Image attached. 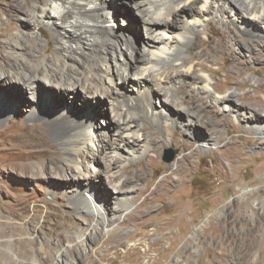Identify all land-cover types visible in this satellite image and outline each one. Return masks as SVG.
<instances>
[{"label": "bare ground", "instance_id": "6f19581e", "mask_svg": "<svg viewBox=\"0 0 264 264\" xmlns=\"http://www.w3.org/2000/svg\"><path fill=\"white\" fill-rule=\"evenodd\" d=\"M42 1L45 3L32 1L27 8L18 0L9 5L20 15L15 17L18 23L22 19L25 24H19L20 28L8 38L2 37L0 80L12 79L22 85L21 89L15 85L21 95L25 88L35 98L42 94L41 90L39 93L41 78L52 87L50 92L59 90L73 95L81 89L90 93L89 97L99 104L100 97L104 98L110 109L106 116L110 121L106 136L108 143L97 148L92 144L90 123L94 120L90 117L95 108L85 110L87 101L83 104V112L77 111L82 109L76 108L73 101L76 111L70 110L69 106L57 111L64 105L61 104L62 98L57 99L59 93L55 91L53 99H48L55 103L53 109L57 112L54 115V112L44 110V103L37 98L32 107L35 120H45L53 131V141L67 151L61 160L70 171L68 198L73 210L85 215V222L76 225L69 235L58 233L54 242L45 243L28 233L25 239H4L0 241L3 246L0 252L3 263L0 264H45L49 256H42L39 250L45 251L47 245L53 248L54 264H100L104 259L112 264L115 258L100 253L101 247L116 241L119 226L124 224L117 221V216L128 210L136 193H143L148 188L147 185L138 186L144 172L129 174L125 168L127 162L140 159L156 148L154 135L148 131L147 125L163 131L162 144L177 142L178 139H174L172 131H169V127H176L180 133L187 134L190 141L186 146L196 142L202 150H209L222 134L211 129L207 125L210 122L200 117L196 106H191L197 95L199 99L202 96L211 98L214 106L221 108L220 113H225L237 124H247L249 130L264 141V109L256 110L245 101L236 103L234 97L239 93L235 90L212 94L211 90L215 88L205 65L207 61L214 60L225 46L220 34L217 41L210 40L212 22L228 33L232 32L231 28L246 33L251 40L242 42L233 31L230 46L235 50L245 49L246 56L254 62L264 60L259 51L255 52V47L264 50V0H128V7L141 17L140 27L146 31L142 50L137 49L129 27L117 26L115 18L118 15L124 20L130 14L111 4L116 12L112 10L109 7L112 0ZM33 24L53 29V38H47L45 49H41L40 42L31 35ZM52 40L59 45L55 55L48 54L47 50ZM42 89L48 91L50 88ZM185 89L191 92L187 102L183 95ZM12 93L15 95V90ZM239 98L245 100L246 96L243 94ZM65 99L68 100L66 96ZM97 111L96 116L100 114ZM216 111L213 107L207 113ZM189 154L184 153L177 158L176 168L168 167L171 171L164 178L177 174L175 185L182 183L184 178L179 174L184 169L183 160L191 157ZM84 155L92 159L90 164ZM153 160L150 163L155 162ZM93 162L103 164V180L112 189L109 196L113 198L115 208L111 217L103 210L107 193L94 182L97 176ZM157 189L156 186L154 191ZM90 214L94 215L93 219H89ZM250 230L247 234L252 236ZM230 240L226 264H242V260L248 257L244 253L250 250L253 238L245 242L238 232ZM38 242L40 249L36 247ZM25 243L26 247L21 248L20 245ZM93 253L99 255V260H92ZM251 263L264 264V260L255 255Z\"/></svg>", "mask_w": 264, "mask_h": 264}, {"label": "rangeland", "instance_id": "374dc122", "mask_svg": "<svg viewBox=\"0 0 264 264\" xmlns=\"http://www.w3.org/2000/svg\"><path fill=\"white\" fill-rule=\"evenodd\" d=\"M18 1L25 8L29 4L31 6L32 1L45 3L42 0ZM127 2L128 0H112L111 3L109 1V7L114 10L112 4L120 8V11L130 14L124 20L118 15L115 22L119 27H129L137 49L142 50L146 31L140 27L141 17L132 13ZM11 3L14 4L15 0H0V59L3 56L2 37L8 38L20 28L19 24H25L22 19L18 23L16 18L20 15L16 13L17 10L9 8ZM38 26L33 24L31 35L36 42H40L41 49H45L47 38H53V29L41 24ZM210 26V40L217 41L220 34L225 45L214 60L205 64L215 88L211 93L218 95L235 90L239 93L238 97H234L236 103L245 101L252 108L263 110L264 60L254 62L246 56L245 49L235 50L229 44L233 31L242 42L251 38L236 28H231L232 32L228 33L215 22ZM57 47L59 45L52 40L48 44V54L55 55ZM255 49L264 58V50H259V47ZM43 80H39V93L42 91L44 94L45 91V94L36 98L25 88L21 95L22 92L15 85H19L20 89L22 85L12 79L0 80V241L9 238L25 239L28 233L45 243L54 242L58 233L69 235L76 225L85 222V215L73 210L68 198L70 186L68 187L67 179L70 171L68 165L61 160L66 157L67 151L53 141V131L45 120H35L32 107L37 98L44 103L42 108L54 112V115L60 108L67 106L72 111L75 110L74 105L82 109L77 110L78 112H83L84 108H95L100 114L96 116L95 109L94 113L93 110L90 112L94 115H89L94 120L90 123L93 135L90 140L96 148L108 143V101L100 97L99 104L89 97L90 93L81 89L73 95L55 90L59 93L57 99L62 98L61 104L64 105L60 104L62 107H58L56 111L53 109L54 101L49 102L56 92H50L52 87ZM9 88H12V92L15 90L16 94L7 91ZM42 88L50 89L43 91ZM46 92L48 95L50 93V98ZM190 93L185 89V102L188 101ZM243 94L246 96L245 100L239 98ZM48 103L53 107L50 108ZM84 103L86 105L83 108ZM97 104L99 106L96 107ZM191 106H196L200 117L210 122L207 125L211 129L219 130L221 139L210 146L211 150H202L196 142L186 146L190 141L187 134L180 133L176 127H169L172 137L178 140L162 144L163 131L147 125L148 131L154 135L156 148L140 159L127 162L125 168L129 174L144 172L138 186L147 185L148 188L143 193H136L128 210L117 216V221L124 224L119 226L116 241L105 243L101 247L100 253L104 252L107 257L115 258L112 264H226L230 239L235 238L238 232L245 242L253 238L250 250L244 253L248 257L245 256L242 264H253L251 259L255 255L264 260V141L249 130L247 124H237L225 113H220L221 108L215 107L209 97L202 96L199 99L196 95ZM213 107L217 110L216 113L208 114L207 111ZM184 153H191V157L183 160L184 169L179 175L184 181L175 185L174 180L179 177L177 174L164 177L171 171L167 168L175 169L177 158ZM84 156L90 164L92 159ZM152 158L155 162L150 163ZM93 166L97 176L95 184L102 192L107 193L103 210L111 217L115 203L109 196L111 187L103 180L104 166L97 162H93ZM156 186L158 191H154ZM88 217L93 219L94 215L90 214ZM249 228L252 236L247 234ZM25 245L26 243L20 247L25 248ZM39 245L38 242V249ZM2 249L3 246L0 245V252ZM39 252L42 256H49L45 264H54L53 248L50 245H47L45 251L40 249ZM91 257L94 261L99 260L97 253H93ZM100 264L109 262L104 259L100 260Z\"/></svg>", "mask_w": 264, "mask_h": 264}]
</instances>
